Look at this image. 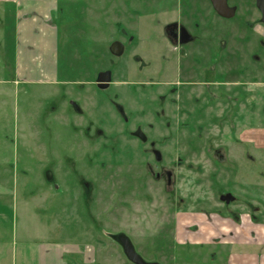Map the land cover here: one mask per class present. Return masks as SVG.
Segmentation results:
<instances>
[{"label":"rangeland","instance_id":"rangeland-1","mask_svg":"<svg viewBox=\"0 0 264 264\" xmlns=\"http://www.w3.org/2000/svg\"><path fill=\"white\" fill-rule=\"evenodd\" d=\"M182 2L58 0L57 25L52 22L59 31L56 77L47 76L29 83L14 76V51L9 47L13 39L9 41L8 37L15 35V23L5 20L0 12V191L13 189L11 195L0 199L3 206L0 212L5 216L0 219V264H11L13 250L24 239L72 242L81 249H88L86 245H93L94 241L97 246L105 241V246L112 239L107 234L101 240L103 227L113 231L111 234L127 232L131 235L136 249L148 261L264 264V222L259 226L251 225L250 210L244 206L253 204L259 209L258 216L264 219V91L258 80L247 79L255 101L250 97L252 107L241 102L240 112L244 120L247 115L252 117L247 112L255 114L257 123L250 126L251 130L244 136L252 142L238 147L230 142L232 131L227 125L223 128L210 125L202 133L165 129L163 123L169 119L176 122L185 119L177 113L174 117L173 109L167 104L166 115L161 120L156 115L158 106L151 103L156 101L152 90L142 89L132 79L138 68L134 56H143L146 52L142 45L131 46L124 58H115L110 53L112 42L121 38L118 34L121 27L129 29L142 41L144 35L139 31L142 20L154 13L164 24L173 11L186 10L181 7ZM207 5L209 11V3ZM6 26H9L7 31ZM47 69L50 74L51 67ZM102 71L113 74V84L104 92L95 84ZM149 72L146 70L145 74ZM72 101L76 102L79 115ZM118 105L126 113L132 112L133 121L129 126L120 116ZM213 116L208 115L209 123L213 122ZM137 124L144 127L151 140L159 141L155 142L156 149L162 154L164 164L176 172L182 191H191V202L206 190L203 183L207 170L210 167L215 170L214 148H222L229 162L216 163V166L230 173V178L219 174L216 189L218 194L228 189L236 195L237 206L234 207L245 208L240 210L243 222L228 211L208 210L206 217H197L195 226H188H194L193 233L200 225V230H206L203 232L208 235V230L214 226L209 220L222 230L227 224L223 219L229 221L231 236L238 239H235L237 244L223 243L227 253L218 247L215 258V248L210 243L203 245L202 250L194 243L190 247L189 242L180 239L182 227L178 241L167 242L169 238L160 237V226L173 216H169L159 196L155 203H148L149 198L152 200L146 191L131 194L132 188L122 181L123 172L144 173L146 163L154 164L150 142L141 146L133 140L131 132ZM88 125L91 131L86 129ZM245 131V125L235 130L240 138ZM96 134H100L99 137ZM90 135L94 142L88 141ZM102 138L121 142H101ZM135 165L137 169L132 168ZM47 171L53 174L52 182L47 179ZM153 191L157 190H152V194ZM130 198L131 202L127 203ZM193 205L190 206L192 211L195 210ZM180 216L178 224L186 220L184 214Z\"/></svg>","mask_w":264,"mask_h":264},{"label":"flooded vegetation","instance_id":"flooded-vegetation-1","mask_svg":"<svg viewBox=\"0 0 264 264\" xmlns=\"http://www.w3.org/2000/svg\"><path fill=\"white\" fill-rule=\"evenodd\" d=\"M207 3H209V11ZM182 6L186 10L182 11L181 9L179 13L173 11L170 20L164 24L160 17L154 13L146 18L148 20H142L139 28L140 33L144 35L142 41L129 29L121 27L118 33L121 38L112 42L110 53L115 58H124L131 46L142 45L146 52H143V56H137V54L134 56L138 68L136 75L132 77L135 80L133 81L140 84L142 89L152 90L156 101L151 103L158 106L156 115L160 116L161 120L163 115H166L167 104L173 109V116L177 113L178 116H184L185 119L184 122H176L170 121L168 118L169 121L163 123L165 129L192 130L202 133L210 125H215L218 128L227 125L232 131L230 142L235 146L243 147L244 142H252L244 136L257 123L253 112H247L246 114H250L252 117L247 115L245 120L240 116L241 102L251 104L249 103L250 97H252V101H255V97L250 94L251 90L247 87L250 84L247 79L255 77L258 80V85L264 91V22L263 13L258 7V0H183ZM173 16L175 17L173 18ZM56 20L57 17H53L52 22L55 25H57ZM114 44H119L122 48L120 55L112 52ZM146 70H150L147 75L145 74ZM101 73H110L111 81L99 83L98 79ZM95 84L96 88L102 92L110 89L113 84L112 72H100ZM101 85L106 86L101 87ZM75 103L71 102L75 113L79 115V108ZM142 105L145 108L144 101ZM117 110L125 125L129 126L133 121L132 112L127 111L126 113L125 109L119 105ZM209 114L215 115L212 118V123L208 121ZM244 125L247 131L242 133L243 138L237 137L235 130ZM149 127L154 128L153 125ZM86 129L91 131L89 125ZM99 135L96 134L98 137ZM131 135L133 140L139 142L141 146L150 142L154 164L146 163L145 174L137 170L123 172L122 181L132 188L131 194H137L138 190L146 191L152 200L150 201L149 198L148 203H155L156 196H159L162 206H166L169 216H173L168 222L169 224L174 223L175 226L170 228L168 233L160 232V237L166 236L169 238L166 239L168 241H178L179 229L182 227V238H180L182 242L186 240L190 247L194 243L201 250L203 245L210 243L215 248L213 253L216 258L218 247L221 248V252L227 253L223 250V243L237 244L235 239L238 238L231 236L232 229L228 225L229 221L224 219L223 223L227 224L222 225L223 230L213 220H209L210 225H214V228L210 227L208 235L203 232L206 230H200L202 227L200 225H197L199 229H195L192 233L199 215L206 217L208 210L228 211L242 223L243 214L240 213V210L247 208L250 210L248 217L251 219V225L259 226L264 222V219L258 216L259 209L253 204L248 203L244 205L245 208H235L237 197L234 193L225 189L223 193L218 194L216 189V185L219 183L218 175L224 174L230 178V173L216 166V163L221 165L229 162L222 153V148H214L216 157H212V161L215 170L212 167L207 170L208 174L203 183L206 190L201 192L202 196L196 197L194 202H191L193 197L191 191H186V193L182 191L176 172L164 164L162 154L156 149L155 142L159 141L151 140L140 124L135 126ZM87 139L89 142L95 141L91 135L87 136ZM113 140L121 142L114 138L106 140L102 138L101 142H113ZM246 156L251 158L250 154ZM132 168L137 169V165ZM46 174L47 179L52 182L54 180L52 172L47 171ZM125 177H128V181L124 182ZM155 183L160 185L153 187L152 185ZM152 190L157 191H153L152 194ZM216 199L220 203H217ZM139 200L140 198L137 199L138 202ZM129 202H131V198L127 201V203ZM192 204H194V211L190 209ZM182 214L186 216V220L178 224L177 218H181ZM193 224L192 228L189 227ZM119 234H125L132 241L127 233L120 232ZM160 237L158 236V238ZM197 237L200 239L195 240ZM226 239L230 240L225 242ZM146 261L164 264L155 260Z\"/></svg>","mask_w":264,"mask_h":264},{"label":"crops","instance_id":"crops-1","mask_svg":"<svg viewBox=\"0 0 264 264\" xmlns=\"http://www.w3.org/2000/svg\"><path fill=\"white\" fill-rule=\"evenodd\" d=\"M58 11V0H0V12L3 13L5 20L15 23V26L12 23L15 35H9L8 40L13 39L9 47L14 51V76L19 80L29 83L38 82L47 76L56 77L59 31L52 24V20ZM5 29L7 31L9 26ZM49 67L52 69L50 74L47 69ZM7 191H0V199L11 195L13 189ZM0 208L3 206L0 205ZM4 217L0 212V219ZM174 226V223L167 222V225L160 226L158 233L165 234L164 231L168 232ZM111 232L113 231L103 227L100 232L101 240ZM92 235L94 238V232ZM129 236L132 238L131 235ZM199 239L195 238V240ZM112 241L105 245L106 248L103 245L105 241H101L100 246L94 241L93 245L85 244L88 249H81L79 244L72 242L24 239L13 250L11 264H133L127 259L121 246Z\"/></svg>","mask_w":264,"mask_h":264},{"label":"water","instance_id":"water-1","mask_svg":"<svg viewBox=\"0 0 264 264\" xmlns=\"http://www.w3.org/2000/svg\"><path fill=\"white\" fill-rule=\"evenodd\" d=\"M258 7L263 13V22H264V0H258ZM122 48L119 44H114L112 46V52L116 55H120ZM99 83H109L111 81L110 73H101L98 79ZM106 85H101V87H105ZM112 240H114L117 244L121 246L124 251L127 259L133 264H161L158 262H147L136 250L134 244L130 240L128 236L125 234H114L112 236Z\"/></svg>","mask_w":264,"mask_h":264},{"label":"trees","instance_id":"trees-1","mask_svg":"<svg viewBox=\"0 0 264 264\" xmlns=\"http://www.w3.org/2000/svg\"><path fill=\"white\" fill-rule=\"evenodd\" d=\"M114 234H109V236L112 238V236H113Z\"/></svg>","mask_w":264,"mask_h":264}]
</instances>
